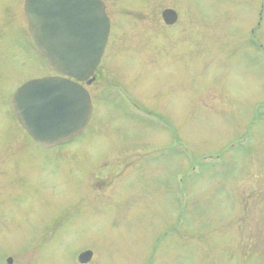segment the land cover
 <instances>
[{"label": "rangeland", "instance_id": "1", "mask_svg": "<svg viewBox=\"0 0 264 264\" xmlns=\"http://www.w3.org/2000/svg\"><path fill=\"white\" fill-rule=\"evenodd\" d=\"M102 2L74 143L45 149L12 117L45 59L0 56V264H264V0Z\"/></svg>", "mask_w": 264, "mask_h": 264}, {"label": "water", "instance_id": "2", "mask_svg": "<svg viewBox=\"0 0 264 264\" xmlns=\"http://www.w3.org/2000/svg\"><path fill=\"white\" fill-rule=\"evenodd\" d=\"M26 14L35 45L57 76L24 84L11 108L34 142L53 149L72 143L89 125L93 105L81 83L95 81L111 23L101 0H27ZM162 17L167 26L178 21L170 9ZM92 256L85 252L78 261L87 264Z\"/></svg>", "mask_w": 264, "mask_h": 264}, {"label": "flooded vegetation", "instance_id": "3", "mask_svg": "<svg viewBox=\"0 0 264 264\" xmlns=\"http://www.w3.org/2000/svg\"><path fill=\"white\" fill-rule=\"evenodd\" d=\"M26 2L27 0H0V56H13V57L29 56L35 50L39 53L35 45L33 36L31 35L30 32L29 20L26 14ZM162 21L165 24L163 17H162ZM178 21H179V16H178ZM173 26H167V27H173ZM51 76H57V75L53 73V75ZM90 80L91 78H89L84 83H81V85L86 88V86H89L88 82ZM90 96L92 95L90 94ZM10 109H11L12 117L19 124L18 120L16 119L12 111L11 104H10ZM30 139L32 140L31 137ZM77 140L78 139H76L75 141ZM91 262L92 259L87 264H91ZM11 264H13V260Z\"/></svg>", "mask_w": 264, "mask_h": 264}]
</instances>
